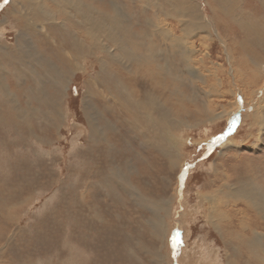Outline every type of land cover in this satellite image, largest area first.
I'll use <instances>...</instances> for the list:
<instances>
[{
    "label": "rangeland",
    "instance_id": "obj_1",
    "mask_svg": "<svg viewBox=\"0 0 264 264\" xmlns=\"http://www.w3.org/2000/svg\"><path fill=\"white\" fill-rule=\"evenodd\" d=\"M89 1L109 14L108 3L116 4L131 33L140 37L152 33L149 41L157 52L166 47L160 27L194 50L190 71L197 78L185 73L189 69L180 56L168 57L174 71L184 72L182 92L189 97L195 91L197 104L186 96L184 102L169 96L166 104L160 102L158 113H166L170 120L168 139L177 142L171 146L176 153L170 161L152 146L156 139L151 134L143 136V127L129 125L123 106L110 94L116 87L121 92L123 83L134 90L119 59L103 60L95 51L67 57L70 42L79 43L66 31L74 30L76 20L71 26L56 15L50 23L63 24L60 29H49L45 22L40 33V22L30 19L36 28L28 34L30 46L46 53L67 78L65 82L59 78L56 86L36 84L33 72L14 68L10 55L0 56V264H254L233 231L250 233L254 245L256 231L264 228V210L232 192L257 187L264 193V109H258L260 114L254 110L264 99V76L247 79L250 68L242 66L249 65L250 58L225 47L226 39L221 43L211 28H190V18L180 15L179 9L187 8L186 2L195 4L203 18L222 28L230 43H237L235 49L250 36L227 15L215 14L218 0ZM11 2L0 0V48L7 45L14 57L24 23L16 19L18 7ZM231 2L242 19L250 18L264 32L262 0ZM50 44L61 46L65 62L49 50ZM252 48L264 62V51ZM104 65L109 72L102 71ZM37 71L45 76L43 70ZM66 84L65 95L57 94ZM206 98L212 109L226 112L202 124L195 109L199 111ZM120 100L125 102L124 97ZM90 118L94 120L88 122ZM167 204L168 213L160 210Z\"/></svg>",
    "mask_w": 264,
    "mask_h": 264
},
{
    "label": "bare ground",
    "instance_id": "obj_2",
    "mask_svg": "<svg viewBox=\"0 0 264 264\" xmlns=\"http://www.w3.org/2000/svg\"><path fill=\"white\" fill-rule=\"evenodd\" d=\"M218 1H219L218 4L220 6L218 7V4H217V6L215 7L216 10L213 9L215 14L220 13L223 16L227 15L229 18H231V20L236 21L237 24H239V27H242L243 30L246 31V34L250 36V40L244 39L246 41L238 42L240 44V47H239L240 49L238 48L235 49V47H233V44L235 46H238V45L236 42L230 43V41H228L229 37H227L228 38L227 40V38L225 37L226 32L223 33L224 36L222 35V28H220L219 30L217 25L215 28L213 21L211 20L209 21L203 18L199 13V8L195 4L186 2V7L187 6L188 7L184 9L181 7V9H179L180 15H183V16L186 15L187 17L190 18L187 24L190 28H193V29L211 28L213 31L216 32V36L218 38H221V43L223 42L222 41L223 39L224 40L226 39V41L229 43L228 44L225 41V47H227L232 52L241 53L244 57L248 56V58H250L249 60L250 64L248 65L247 62H244L245 61L244 60L243 61L245 64L244 66L246 67L242 66L243 68H247V67L250 68V73L249 75H247V79L251 78L252 75L255 76V80L256 78H262L264 76V71H262V69H264V62L262 59L258 58L257 54L254 52L252 47L254 46L260 47L264 51V45L260 44L262 38L264 37V32L260 30L258 26H256L250 18H248L247 20L242 19V13H240L239 15V12L237 10L238 8L236 9L234 7V4L231 2V0H218ZM49 2H52L54 5L52 6ZM262 2L263 4L259 6H264V0H262ZM11 3H12V6L18 7L19 16L17 15L16 19L18 20V22L21 21V23H24V28L21 29L20 35L18 36L19 38L17 40V46L15 47L16 55H14L13 57V55H11V52H9L7 45L5 44L6 46H2V48H0V56L5 55L4 57H6L10 55L12 56V58H15L13 60L15 61L13 64L14 68L19 69L20 71L23 66L27 74L33 72L32 73L33 76L32 74L30 76L33 77L36 84H41L44 86L45 82H49L50 85L56 86L58 79L61 77H63V82H65L66 81L65 78L67 77L63 74V72H59L55 67L52 66L54 65V66L59 67V65L55 64L46 53L44 52L40 53L39 51H36V48L33 44H32L33 46H30L31 38H29L28 34H30L32 30H36V28L33 27V25L31 24L30 19L34 21L37 20L38 22H40L41 26H39L38 23L35 21L37 23V27H40L38 29L40 33L43 32V30L46 28V26L44 25L45 22L49 25L48 27L49 29L53 26L60 29L59 27L62 26L63 24L54 25L53 23H50L51 21H54V18L56 17V15L61 14L63 18H65V21L70 22L71 26L73 25V22L71 20L75 19L77 25L74 23L75 24L73 25L74 30L72 29L73 31H70L69 28L68 30H66L65 28V30L68 32V34L72 35L74 40H77L79 43H75L73 40L70 42L71 44L69 47L70 52H68L67 55L69 54L71 56L68 55L67 57L71 58L72 55L75 56L78 54V52H80L81 54L84 52L92 53L93 51H95L94 53L96 55L97 53H99L98 55L101 54L100 56H101V59L103 60L104 59H106L107 61L114 60V58L117 57V59H119L118 61L122 63L123 68L128 70L126 74L127 77L125 79L126 80L128 79L130 84H132V86L134 87V90L130 92L128 88L126 89L127 85L123 83L121 85H123L124 88H122L121 92H118L116 90L117 88L116 87V88H111L113 91L109 90L110 94L120 103V106H123V111L125 113V116H126V119L129 125L133 128L143 127V130L141 131V134L143 136L146 135L147 133V134H151V136L156 139L154 143L155 145H152V146L155 147L157 150L160 149V152H162L166 157H168L170 161H171V158L174 160L173 157H175L174 155L176 151L174 150V148L171 149V146L174 144L177 145V142L174 143L175 141L174 139L173 140L168 139L169 133L167 132L170 129L169 128L170 127L169 116H165L166 113L159 114L158 111L161 109L160 107L163 106V104L160 103L161 101H163L164 104H166V102H168L169 97L171 99L173 97H177L179 101L181 100L184 102L186 101L185 96L187 97V95H185L182 92L183 90H181V88H183V84H185L184 82H186V80L182 76L184 72L182 71L183 73L182 72L177 73L170 67L171 63L169 62L168 54L171 55L174 53L176 56H180L181 59L179 58V60L181 61L183 66L186 69H189L185 73L189 74V76H191L192 78H197L196 74L194 75L193 74L194 72L190 71L191 68L193 69L191 62H192V54L195 52L194 50H191V48H188L186 45L183 46V44H180L178 41L173 40L172 37H170V34L167 35L168 30L163 27H160L159 29H163V30L162 32H158V33L162 37L161 40L166 42V47L164 46L165 45L164 44L163 46L165 47V49L163 50V52L161 51L157 52L156 46L152 44V42L149 41V39H151L152 37V33L150 34L145 33V35L142 37L131 33V31L124 26V22L128 21L125 17L124 11L120 10L116 4L111 3V2L110 4L108 3L109 8H110V14L108 13V10L102 7L101 8L94 7L95 4L89 0H12ZM182 3L179 2L178 4L180 6L182 5L184 6L185 4H182ZM232 9H234L235 11L234 13L232 12ZM190 12H193L192 17H191L192 14ZM65 25L67 24H64V27ZM154 25H155V22L148 21V26L155 27ZM158 26L159 25H156V27ZM75 27L78 28V30ZM76 31L80 33V36L74 35V34H79L78 32L76 33ZM230 31L232 32V30ZM81 34H83V36H81ZM154 35H155V32L153 33V36ZM26 37L29 41L26 40ZM44 39L45 38H43V41ZM263 42L264 41H262V43ZM31 43H33V41H31ZM63 45H64V42H63ZM67 45L69 44L66 43V46ZM130 45H131V48H130ZM48 46L50 47V49L49 48L48 49L50 51L52 50L55 53L54 55L57 56L59 60L61 59L62 61L65 62L62 56L63 55L65 56L66 54H63V52H61V46H54L52 44ZM51 46H52V49H51ZM26 49H28V51H26ZM27 56L30 57L32 61H29V59H27ZM242 59L243 58H241V60ZM68 62L71 64L69 66L70 69H72L73 62L70 61V59L68 60ZM243 62H240V63L243 64ZM236 64L238 65L237 62ZM250 65H253V66H250ZM131 67H136V70H132ZM36 69L43 70L45 76H42L41 74L40 76L39 71H37ZM102 71H108L105 65L102 66ZM236 71L238 72V74H240L239 73L240 69L239 70L236 69ZM105 81H107V79ZM124 81L125 80H123V82ZM242 81H243L242 83H245V84L251 83L250 81H246V80H242ZM257 82H259V80ZM68 83H70V81H68ZM111 85L112 83L109 84L108 86L110 87ZM62 86L64 88H61L59 91H57L58 92L57 94L59 95H63V94L65 95V90H67V84L65 86L64 85ZM186 86L188 88L194 89L190 83L186 84ZM258 89L256 90L255 93L258 92ZM39 91H41V89H39ZM204 91L207 92L206 90ZM236 91L234 90V92L231 93L235 96V101H236L237 93H238ZM245 92L246 91H244V95H245ZM42 96L44 98V93ZM197 96H198L197 93L193 91L191 95L187 97L188 102L189 103L194 102V104H197V101H198ZM206 96L208 97L209 94H206ZM120 97L122 98L124 97L125 102H122L121 101L122 99L120 100ZM206 100L204 99L202 108L199 111L195 109L196 114L198 116L200 115L201 117L199 121H201L202 124L214 122L220 117H222L223 114L226 112V108H224L221 112L218 113L216 109L214 110L211 108L212 101H209V99L207 98ZM40 103H41V100H40ZM90 103H93V102H90ZM52 104L57 106L59 102L54 101ZM85 104L87 105V103ZM257 106L258 108L256 107V109H254L255 114L257 113L260 114V111L258 109H264V99H260L259 104ZM95 108L97 109V107ZM96 109H93V110H96ZM188 110L190 111V109L187 108V112H189ZM96 117H95V120H96ZM90 120H94V119L90 118L89 121L88 120L87 121L90 122ZM97 120H98V117H97ZM262 121L264 120L262 119ZM95 136H97L96 130L95 132H92L91 134L92 140H93V137ZM232 193H235L233 194L234 196L243 197V198L248 199L250 201V204L256 207L257 209L264 210V193L260 191L259 188L257 187H254V189L246 188L244 189V192L241 190V188L240 189L236 188L235 192H232ZM227 194H230V192L229 193L227 192ZM167 207L169 208L168 204L165 206L161 205L160 210L164 211L166 209L165 211L167 212L169 211ZM220 221H223L221 217H220ZM256 236L258 238V241L257 242L255 241L253 245L251 242L250 233L247 232L243 234L242 231L239 233H237L236 231H233V238L235 239V241L243 242V244L247 246L249 255L253 259V263L254 264H264V228H259V230L256 231Z\"/></svg>",
    "mask_w": 264,
    "mask_h": 264
},
{
    "label": "snow or ice",
    "instance_id": "obj_3",
    "mask_svg": "<svg viewBox=\"0 0 264 264\" xmlns=\"http://www.w3.org/2000/svg\"><path fill=\"white\" fill-rule=\"evenodd\" d=\"M5 2H6V0H5Z\"/></svg>",
    "mask_w": 264,
    "mask_h": 264
}]
</instances>
